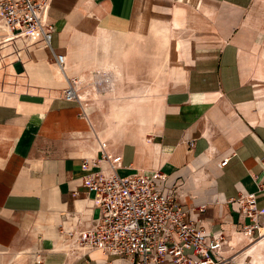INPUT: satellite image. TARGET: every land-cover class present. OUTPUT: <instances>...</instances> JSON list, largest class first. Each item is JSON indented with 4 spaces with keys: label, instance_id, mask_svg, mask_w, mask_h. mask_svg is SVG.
<instances>
[{
    "label": "crops",
    "instance_id": "0c3cea01",
    "mask_svg": "<svg viewBox=\"0 0 264 264\" xmlns=\"http://www.w3.org/2000/svg\"><path fill=\"white\" fill-rule=\"evenodd\" d=\"M47 20L51 49L0 66V264H37V256L44 264H131L101 249L82 258L57 250L63 230L78 220L86 228L98 215L84 184L109 169L99 142L119 159L117 175H164L156 187L175 192L185 220L222 232L221 257L264 264V215L252 240L236 202L252 194L264 209V0H52ZM88 23L137 42L114 63L96 64L86 53L74 68ZM99 36L95 55L106 58ZM53 52L66 56L68 78L112 70L113 89L102 105L85 104V119L61 98L67 81ZM152 68L151 86L125 89ZM152 94L154 109L137 111ZM123 110L131 124L117 117Z\"/></svg>",
    "mask_w": 264,
    "mask_h": 264
},
{
    "label": "built area",
    "instance_id": "2783aa9c",
    "mask_svg": "<svg viewBox=\"0 0 264 264\" xmlns=\"http://www.w3.org/2000/svg\"><path fill=\"white\" fill-rule=\"evenodd\" d=\"M51 3L52 0H0V65L22 64L23 56L32 51L51 49L53 26L47 20ZM53 54L57 67L63 68L66 56ZM97 75L98 72L94 77L99 78ZM94 77L92 84L99 85L101 81ZM80 79L67 78L62 100L80 102ZM104 148L105 143L100 142V161L108 163V171L99 168L85 177L84 184L87 193L93 194L91 202L98 215L86 228L78 220L63 230L67 236L58 251L82 258L101 249L108 255L131 257V264H242L234 256L221 257V231L210 232L185 220V212L175 206V192L162 194L155 179H164V175L119 176L115 173L120 167L119 159L111 158ZM227 162L225 158L220 167ZM236 202L240 217L251 220L250 225L242 226V232L252 240L255 231L261 237L258 220L264 209H256L252 194L240 195ZM36 261L44 264L38 256Z\"/></svg>",
    "mask_w": 264,
    "mask_h": 264
},
{
    "label": "rangeland",
    "instance_id": "374dc122",
    "mask_svg": "<svg viewBox=\"0 0 264 264\" xmlns=\"http://www.w3.org/2000/svg\"><path fill=\"white\" fill-rule=\"evenodd\" d=\"M81 30L83 33L82 38H84L83 41L85 42V47L80 48L79 50H81V53H79L73 57V59L77 61L76 63L73 64V67L74 68L76 67L77 69H79L78 65H79L80 57L83 58L86 53H87L88 57H93V59L95 57L96 42H95L94 35L96 33V30L100 34V36L98 38L100 40V49L99 50L102 51L104 53V56L109 61H111L113 63L116 60L117 55L120 54V53H118V51L124 49V47L126 45L135 44L137 42V41H135V39L130 38L127 34H119L118 35L117 32L108 31L107 28L105 26H103L102 24L99 28L95 29V26L93 24L88 23V24L84 25V27H82ZM84 34H85V36H84ZM86 34H88L89 36L86 37ZM146 40H145V42L147 44H149L151 41H153V40H151L149 42ZM156 40H157V44H159L160 47L163 48L166 45V38L164 36L156 37ZM52 46L54 47L53 44H52ZM97 55L101 56V53H99ZM31 56H32V53L29 56H26V57L23 56L22 59H24V61H27L28 59L32 58ZM101 58H104V57L101 56ZM100 62H101V60H100ZM74 65H77V66H74ZM0 66H3V65H0ZM68 68L71 69L70 66H68ZM96 68H98V69H95L91 73V75H88L87 77L78 76L81 78L80 79L81 85H80V90H79L80 102H77L76 104L80 109V111L78 113V116L80 118L85 119V117H86L85 104L90 103V101H92V102H98V106L102 105L105 101V98L102 100V98H103L102 96H105L106 92L110 93L111 91H108V89L109 90H110V88L113 89V86H114V83H112V81H111L112 80L111 76L113 75L112 70H107L101 66H97ZM99 68H101V69H99ZM154 69L155 68H152L151 70H149L150 71L149 75L146 73L148 70L144 71L143 69H141L138 76H137V79L134 80V82H135L134 84H129V82H131L133 80L127 79V84L125 86V89L127 90V89L135 88V87L142 88V87L151 86V80H152V74H153L152 71ZM157 69L158 70H156V74H159V76H160V72H162L163 69L162 68L161 69L157 68ZM159 69H160V71H159ZM96 72H98L99 75H97V76L99 78L94 77ZM68 73H69V71L68 72L66 71L67 76H70L71 72L69 74ZM104 74H107V76H104ZM93 77L96 79V81H101L99 83V85L92 84V82L94 81V80L92 81ZM103 78H104V80H100ZM153 93L155 95H159L160 91L158 90V92H157L155 90ZM155 95L152 94V97L147 102H145V104L141 107V109H137V111L141 112L142 114H145L143 109H144V107H147L148 111H146V112H151L155 107L154 106V104L156 102L155 101V99H156ZM109 96H110V94L107 95L106 98H108ZM95 100H98V101H95ZM119 112L117 114V117H119V119H120L121 115L119 114ZM109 115H110V111H109L108 116ZM155 116H157V118H158V115H155ZM146 117H148V116H146Z\"/></svg>",
    "mask_w": 264,
    "mask_h": 264
},
{
    "label": "bare ground",
    "instance_id": "6f19581e",
    "mask_svg": "<svg viewBox=\"0 0 264 264\" xmlns=\"http://www.w3.org/2000/svg\"><path fill=\"white\" fill-rule=\"evenodd\" d=\"M122 53V52H121ZM118 56V55H117ZM125 56V55H124ZM94 59L97 61V63L96 64H98V63H100V60H101V62H107L108 61V59L107 58H101V56H98V55H95V57H94ZM117 59V58H116ZM114 60V59H113ZM116 61V60H115ZM102 67V66H101ZM104 67V66H103ZM60 68V67H59ZM67 68H68V61L66 62V64H65V66L63 67V68H60L59 70L65 75V77H66V81H67V78H68V76H67V74H66V71H67ZM121 68V67H120ZM122 69V68H121ZM64 70V71H63ZM110 70V69H109ZM122 71V70H121ZM116 72H117V69H116ZM158 73V72H157ZM115 75V74H114ZM157 76L159 77V74H157ZM117 79L119 78V76H115ZM155 80V79H154ZM112 82H113V80H112ZM116 84V83H115ZM125 84V83H124ZM123 84V85H124ZM124 87V86H123ZM140 90V89H139ZM139 90H137V91H139ZM132 91H134V90H132ZM115 92V91H114ZM113 92V93H114ZM137 93V92H136ZM134 94V93H133ZM121 95V94H120ZM113 96V95H112ZM121 98V97H120ZM119 98V99H120ZM114 99V98H113ZM119 114L121 115V118L120 119H122L123 120V122L125 123V124H131V122L133 121V119L131 118V116H130V114H129V112H127V111H125V110H123V111H120L119 112ZM145 117V116H144ZM152 118V117H151ZM145 120V119H144ZM155 120V119H154ZM145 122V121H144ZM147 122V121H146ZM122 123V122H121ZM145 124V123H144ZM147 124V123H146ZM142 125V124H141ZM149 125V124H148ZM122 126V125H121ZM123 128V127H122Z\"/></svg>",
    "mask_w": 264,
    "mask_h": 264
}]
</instances>
